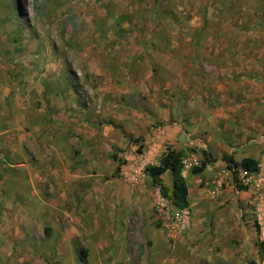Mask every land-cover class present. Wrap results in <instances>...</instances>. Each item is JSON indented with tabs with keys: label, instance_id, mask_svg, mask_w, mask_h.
<instances>
[{
	"label": "rangeland",
	"instance_id": "rangeland-1",
	"mask_svg": "<svg viewBox=\"0 0 264 264\" xmlns=\"http://www.w3.org/2000/svg\"><path fill=\"white\" fill-rule=\"evenodd\" d=\"M167 148L187 166L183 233L157 220L144 174ZM202 151L215 162L193 175ZM223 154L259 162L238 170L246 191ZM54 190L60 211L37 213ZM117 190L143 205L84 203ZM62 236L66 260L40 246L48 264L88 247L87 264H264V0H0V264Z\"/></svg>",
	"mask_w": 264,
	"mask_h": 264
},
{
	"label": "crops",
	"instance_id": "crops-1",
	"mask_svg": "<svg viewBox=\"0 0 264 264\" xmlns=\"http://www.w3.org/2000/svg\"><path fill=\"white\" fill-rule=\"evenodd\" d=\"M237 140V139H236ZM251 157V156H250ZM243 158V157H242ZM245 158V157H244ZM235 160V159H234ZM241 160V159H240ZM237 161V160H235ZM239 162V161H237ZM40 178V177H39ZM40 181L42 182H45L46 179H42L40 178L39 179ZM34 181V180H33ZM33 195L35 194L34 192H32ZM37 193V192H36ZM36 195H34L35 199H36ZM52 198L47 201V200H42L41 198V195H38V198H37V202L38 205H31L32 208L35 207L37 211V213H50V214H55L56 212H59L60 209L62 208L61 204H60V201L58 196L60 194H58V191L57 190H54V192L52 193ZM148 196H146L147 198ZM189 197V196H188ZM144 195L143 193H140V191L138 190H117V191H113V192H110V193H107L105 191H102V192H98V194H95V195H91L90 197H87L86 198V201L84 202L87 206H90V207H102V210H106L107 208H114V205H117V206H121V207H124L126 208L127 210H133L134 209H137L139 208L141 205H143L144 203ZM147 202L149 203V200L147 199ZM150 207V206H149ZM153 208V207H151ZM104 210V211H105ZM47 217V215L45 216ZM46 220H48V222L50 224L46 225V227L43 229V231H50L52 233V235H55L54 234V228H56V230H59L57 228V226L55 227L53 225V223H51V219L50 218H45ZM120 228H126L128 227L127 225V222L126 220L125 221H122V225H119ZM111 230L115 229V227H110ZM113 232V231H112ZM114 233V232H113ZM61 234L63 235L64 233L61 231ZM114 235V234H113ZM115 236V235H114ZM114 236L109 240H106L104 239V245L108 248H105L106 250H112V255L116 252L115 250V238ZM22 241H26V242H30L31 245H38L39 246V249L38 250V253L36 255L32 254L30 256H28V258L24 259L23 262H28V264H48L47 263V260H46V257L43 256V253L44 251L46 250L45 248H42L40 246H46L49 245L50 247H58L56 248V251L58 252V256H60V259L62 260L64 258V260H66V257L64 255V249L63 247L68 245L70 243V239H67V238H63L62 237H55V238H50L48 240L44 239L45 242L47 241H50L46 244H44V241H42V239H39L37 242V244L35 243V241L30 238L29 240L28 239H22ZM119 247H118V251H119ZM84 251L86 252V257H85V260L81 261V263H85L87 264L88 261H92L93 260L91 259V257L93 256V253H92V250L88 247L86 249H84ZM105 251V250H103ZM34 249L32 250V253H34ZM104 253V252H103ZM104 255L107 257V253L105 251ZM43 257V258H42ZM112 257V256H111ZM78 258H76L77 260ZM114 260V259H113ZM116 260V259H115ZM126 262L124 263H120V264H138L139 260L137 258H133V259H126L125 260ZM69 261H67L66 263H68ZM146 262H149L151 264H153L155 262V264H157V260H153V261H146ZM147 264V263H145Z\"/></svg>",
	"mask_w": 264,
	"mask_h": 264
},
{
	"label": "trees",
	"instance_id": "trees-1",
	"mask_svg": "<svg viewBox=\"0 0 264 264\" xmlns=\"http://www.w3.org/2000/svg\"><path fill=\"white\" fill-rule=\"evenodd\" d=\"M203 160L199 167H193L191 173L198 175L202 173L206 167L215 162L207 152L202 151ZM184 154L181 151L167 148L166 152L161 155L158 163L153 166L144 168V174L148 176L154 186L160 188L161 194L169 198L175 208L183 209L189 206L188 187L185 177L182 175ZM115 158V156H114ZM221 161L224 162L227 171L231 174L234 187L239 191H246L247 186L239 181L238 170L241 169L247 174L257 173L260 169L259 162L252 157L242 158L239 162L235 161L231 155L223 154ZM119 167L116 168V172ZM168 174L171 178V186L165 187L162 183V176ZM264 248V242L260 243L259 249ZM81 260L84 261L86 252L83 250L80 254ZM253 264V263H250Z\"/></svg>",
	"mask_w": 264,
	"mask_h": 264
},
{
	"label": "built area",
	"instance_id": "built-area-1",
	"mask_svg": "<svg viewBox=\"0 0 264 264\" xmlns=\"http://www.w3.org/2000/svg\"><path fill=\"white\" fill-rule=\"evenodd\" d=\"M182 164L183 168L187 167L183 160ZM154 196L155 215L163 227L178 233L185 232L189 228L191 221V214L188 207L183 209L175 208L172 201L161 194L159 187L155 188ZM168 213H170V216L167 215Z\"/></svg>",
	"mask_w": 264,
	"mask_h": 264
}]
</instances>
